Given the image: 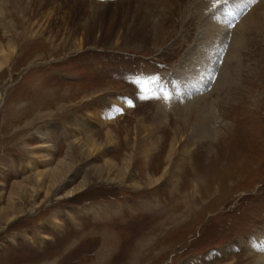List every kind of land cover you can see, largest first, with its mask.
Segmentation results:
<instances>
[{"label": "rangeland", "instance_id": "1", "mask_svg": "<svg viewBox=\"0 0 264 264\" xmlns=\"http://www.w3.org/2000/svg\"><path fill=\"white\" fill-rule=\"evenodd\" d=\"M261 1L0 0V264H264Z\"/></svg>", "mask_w": 264, "mask_h": 264}, {"label": "bare ground", "instance_id": "2", "mask_svg": "<svg viewBox=\"0 0 264 264\" xmlns=\"http://www.w3.org/2000/svg\"><path fill=\"white\" fill-rule=\"evenodd\" d=\"M53 1V0H48ZM43 4V3H42ZM90 6H93L94 3H90ZM38 6V5H37ZM251 11V10H250ZM250 19L247 20L246 22L250 25V27H252L253 30L259 31L260 34L264 35V0L261 1L260 4H258L257 6H255L254 10L252 11V15H250ZM247 25V24H246ZM210 28V27H209ZM245 28V27H244ZM242 29V28H241ZM247 30V29H246ZM236 31V30H235ZM251 32V29H250ZM239 34V33H238ZM245 34V33H244ZM249 35V34H248ZM242 36V34H241ZM227 39L226 34L224 32V29H219V28H215V31H210V29L207 30L205 38L207 39V41L216 39L217 41H219L220 44H222L221 39ZM243 38V37H242ZM263 38V37H262ZM222 39V40H223ZM243 42V41H242ZM241 43V42H240ZM239 43V44H240ZM203 44V43H202ZM242 45V44H240ZM201 46V45H200ZM242 47V46H241ZM205 50L209 51L210 49H202L201 52H204ZM211 51V50H210ZM189 97V96H188ZM190 97H192L190 95ZM168 100V99H167ZM190 101V100H189ZM187 103V101H186ZM185 101L182 105L177 106V113L183 115L184 117H187V115L191 116L192 114H198L200 117V122L198 123V127L199 130L202 127L204 136L206 135V131H205V126H206V130H207V125H208V115H206V105H205V101L203 100V98H198L196 100H193V102H189V104H186ZM176 108V107H175ZM164 109V108H163ZM173 110V109H172ZM107 115V114H106ZM105 115V116H106ZM101 118V117H100ZM107 119H102V122H106ZM171 155V154H170ZM126 165V164H125ZM128 165L125 166V168L122 170L124 173V176H126L128 174ZM60 169V168H59ZM68 169V168H67ZM62 169L59 171L60 173H62ZM58 172V173H59ZM123 175V174H122ZM118 177V176H117ZM56 178V177H55ZM124 178V177H123ZM57 180V179H56ZM124 182V181H123ZM87 182H83V185L74 192L69 193V196H73L75 195L77 192L84 190L87 187ZM20 215V214H19ZM17 215V216H19ZM17 216H13L12 218H15ZM261 245L264 246V240L263 241H259ZM254 247V246H252ZM264 249H262V253H263ZM257 256V255H256ZM258 261L263 262L264 261V256L263 254L260 255V259H258ZM264 263V262H263Z\"/></svg>", "mask_w": 264, "mask_h": 264}, {"label": "snow or ice", "instance_id": "3", "mask_svg": "<svg viewBox=\"0 0 264 264\" xmlns=\"http://www.w3.org/2000/svg\"><path fill=\"white\" fill-rule=\"evenodd\" d=\"M253 2H254V0H253Z\"/></svg>", "mask_w": 264, "mask_h": 264}]
</instances>
